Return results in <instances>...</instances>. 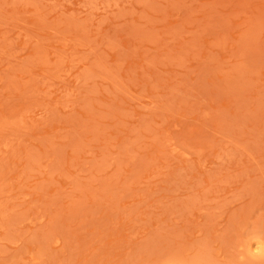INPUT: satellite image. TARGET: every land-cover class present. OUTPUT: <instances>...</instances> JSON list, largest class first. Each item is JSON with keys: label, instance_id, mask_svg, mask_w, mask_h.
Listing matches in <instances>:
<instances>
[{"label": "rangeland", "instance_id": "374dc122", "mask_svg": "<svg viewBox=\"0 0 264 264\" xmlns=\"http://www.w3.org/2000/svg\"><path fill=\"white\" fill-rule=\"evenodd\" d=\"M0 264H264V0H0Z\"/></svg>", "mask_w": 264, "mask_h": 264}, {"label": "bare ground", "instance_id": "6f19581e", "mask_svg": "<svg viewBox=\"0 0 264 264\" xmlns=\"http://www.w3.org/2000/svg\"><path fill=\"white\" fill-rule=\"evenodd\" d=\"M181 261V260H180ZM204 262V261H203ZM191 263V262H190Z\"/></svg>", "mask_w": 264, "mask_h": 264}]
</instances>
